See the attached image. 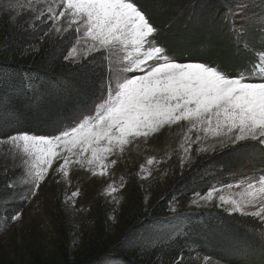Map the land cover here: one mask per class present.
Instances as JSON below:
<instances>
[{
    "label": "snow or ice",
    "instance_id": "snow-or-ice-1",
    "mask_svg": "<svg viewBox=\"0 0 264 264\" xmlns=\"http://www.w3.org/2000/svg\"><path fill=\"white\" fill-rule=\"evenodd\" d=\"M225 3L221 24L230 26L251 56L235 76L213 61L179 62L170 56L161 42L162 29L139 0H12L4 5L13 23L17 10L31 12L36 23L26 21L25 28L50 19L48 31L54 29L58 38L71 30L63 60L75 65L74 72L98 66L102 74L91 85L90 103L77 109L74 124L49 135L18 132L0 139V147L21 160L20 175L0 182V199H7L2 193H17L16 199L27 202L49 179L70 183L74 166L110 178L126 151L149 145L173 126H186L181 163L190 159L193 144L199 145L197 154L214 153L217 145L234 150L250 142L264 146V11L249 13L244 3ZM159 162L156 156L147 158L139 166V179L150 178ZM8 171L5 167V176ZM124 186L121 177L119 185L112 181L103 193L112 195ZM80 194L76 190L65 200L74 204ZM193 196V205L218 200L226 212L252 217L264 227V169ZM170 211L180 218L176 208ZM21 218L20 211L0 216V227L7 230ZM181 232L177 227L176 234ZM259 239L264 244V232ZM169 264H184L183 254Z\"/></svg>",
    "mask_w": 264,
    "mask_h": 264
},
{
    "label": "trees",
    "instance_id": "trees-1",
    "mask_svg": "<svg viewBox=\"0 0 264 264\" xmlns=\"http://www.w3.org/2000/svg\"><path fill=\"white\" fill-rule=\"evenodd\" d=\"M240 2L231 0L233 6ZM257 2L258 13H261L264 0ZM139 4L162 29V42L167 43V36L174 35L179 26L177 33L202 43L197 47L193 42L195 48L188 47L202 50L188 60L196 57L205 62L206 55L212 51L210 47L216 45L211 44L212 41L219 42L225 34L221 32L226 26L221 24L227 7L225 0H164L166 14L182 21L177 27L168 24V28L172 25L168 30L153 10L151 13L150 9H145L143 1L139 0ZM24 26L3 27L0 139L18 132L49 135L66 127L74 121L77 109L82 108L85 101L90 103L94 91L91 85L96 76L102 74V67L98 66H90L84 73L74 72L75 65L63 60L62 52L66 55L65 49L70 50L71 31L63 37L44 40L49 24ZM175 48L169 46L170 50ZM216 60L218 62L219 58ZM248 62L249 59L239 68ZM236 148L239 149V145ZM257 151L264 154V146L250 142L244 149L224 148L197 156L190 166L175 173L164 198L156 202L138 223L129 227L118 242L90 241L81 250L68 249L61 254V264H169L181 254L184 264H200L203 258L221 264H264V244L259 239L264 227L257 219L216 207L177 211L181 214L179 219L170 211L172 203L185 200L193 192L202 193L213 185L232 183L249 170L259 168L257 166L262 163L255 159ZM2 195L7 199H0V216L10 217L22 211L25 203L15 198L17 193ZM177 227L182 229L179 235L176 234ZM161 230L162 234L157 235Z\"/></svg>",
    "mask_w": 264,
    "mask_h": 264
},
{
    "label": "rangeland",
    "instance_id": "rangeland-1",
    "mask_svg": "<svg viewBox=\"0 0 264 264\" xmlns=\"http://www.w3.org/2000/svg\"><path fill=\"white\" fill-rule=\"evenodd\" d=\"M142 1L145 4V9H150L151 13L154 11L159 16V21L164 23L167 30L172 27L171 25L168 28V24H174L175 27L179 23L182 24L181 19L166 14L164 0ZM10 2L12 0H0V19L2 20L0 21V43L4 39V26H21L32 18L31 12L27 9L17 10L15 14L18 18L14 23L11 22L13 13L8 12L5 15L6 8L4 7ZM240 3L246 4L247 12L258 13L257 0H241ZM166 15L167 17H165ZM31 23L34 24L36 21L31 20ZM43 23L51 26L52 21L49 19ZM178 27L174 35L167 36L169 38L167 43L161 41L167 47L169 55L179 62H202L196 57L192 58L194 60H188L191 59L190 56H195L202 51L200 48L189 49L195 48L192 45L193 42L197 47L202 43L198 40L190 41L182 33H177ZM223 31L225 34L219 42L212 41L211 44L216 45L210 47L212 51L206 55L205 62L213 61L230 75L235 76L245 68V66L239 68V65L250 60L251 56L230 26L226 25L221 29V32ZM56 36L57 33L53 29L47 32L44 40H50ZM171 45L177 48L170 50L169 46ZM217 58H219L218 62L215 61ZM74 123L75 121L66 123V127ZM185 132L186 126L183 128L173 126L171 129L162 130L149 145L140 144L138 147L126 151L118 164L111 170L110 178L95 177L87 170L74 166L70 174V183L64 181L57 183L51 179L46 181L35 196L27 202L24 201L25 206L21 211V220L12 221L8 224L7 230L2 228L0 264H61V254L68 249L81 250L90 241L118 242L129 227L138 223L156 202L164 198L166 191L175 179V173L187 168L197 156L204 154H197L199 145L193 144L190 159L181 163L183 152L180 149V144L183 142ZM190 135L194 139L197 134ZM206 143H212V141L209 140ZM222 149L224 148L217 145L215 151ZM150 156H156L161 162L153 167L150 178L140 180L137 175L139 166ZM255 159L262 165L257 166L259 168L254 170H249L248 174L256 172L258 169H264V154L257 151ZM20 164L21 160L18 154L13 159V153H6L4 148L0 147V181H14L20 175L18 166ZM5 167L9 170L7 176L4 175ZM121 177L125 181V186L122 189L112 195L103 193L108 183L115 181L119 185ZM240 178L241 176L236 181ZM76 190H79L81 194L75 198V203L66 202L65 197L70 196ZM205 192H202L201 195ZM193 198L192 195L181 202H174L170 209L173 207L177 211L205 210L214 207L224 209L219 206L218 200H214L210 204L201 202L199 206L193 205L191 203ZM114 208L115 211H113ZM141 213L142 216H140ZM200 264L221 263L203 258L200 260Z\"/></svg>",
    "mask_w": 264,
    "mask_h": 264
}]
</instances>
